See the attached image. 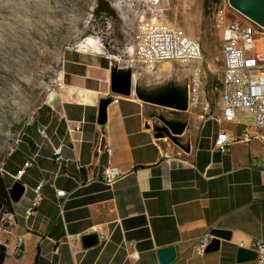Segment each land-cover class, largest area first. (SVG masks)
I'll list each match as a JSON object with an SVG mask.
<instances>
[{"label": "crops", "instance_id": "crops-1", "mask_svg": "<svg viewBox=\"0 0 264 264\" xmlns=\"http://www.w3.org/2000/svg\"><path fill=\"white\" fill-rule=\"evenodd\" d=\"M113 64L94 51L66 52L60 83L15 148L23 162L6 163V170L16 173L33 159L20 178L25 192L13 204V232L0 236L7 249L4 264H160L158 249L169 245L177 250L172 264H237L238 246L264 242L261 130L254 119L244 122L246 114L224 121L203 108L182 135L185 148L178 147L155 136L154 104L135 93L111 92ZM139 78L136 71L135 81ZM105 97L112 100L101 124L99 104ZM220 129L236 138L226 153L214 146ZM59 145L61 161L54 154ZM110 161L123 173L108 185L103 170ZM41 183L39 203L27 217ZM58 189L67 195L58 196ZM213 228L230 230L231 240L200 255L198 242ZM93 232L99 243L85 248L82 237ZM18 236L24 238L20 255ZM135 250L137 258L131 256Z\"/></svg>", "mask_w": 264, "mask_h": 264}, {"label": "rangeland", "instance_id": "rangeland-1", "mask_svg": "<svg viewBox=\"0 0 264 264\" xmlns=\"http://www.w3.org/2000/svg\"><path fill=\"white\" fill-rule=\"evenodd\" d=\"M208 1V6L205 7V0H104L110 4L113 14L97 15L98 0H77L72 3L71 10H68L69 5H66L67 13L63 23L60 21L61 17L56 20L45 17L40 35L42 45L36 54H33L37 65L29 70L23 83L14 84L18 91L10 94L5 101H0V110H7L0 116V174L11 183L6 163L13 158L17 162H23V153L18 148L15 149L16 135L25 132L29 126V118L32 115L36 117L38 107L56 86L66 52L79 50L81 46L85 47V51H92L90 43L96 41L98 46L100 45V54H111L112 57L109 58L116 64L121 62L126 65L131 57L123 55L122 52L132 42L136 25L144 12L148 18L176 26L190 36L198 38L203 44L205 60L202 83L199 86L201 98L195 107L189 105L188 110L179 112L180 117L188 119L189 125L194 123L197 114L203 112L205 99L210 102L206 115L220 117V76L223 58L220 33L214 25L213 10L217 3L224 0ZM101 39L106 42L105 48ZM159 65L151 70L147 68L148 64L135 63L134 73L139 71L140 74L137 84L154 88L174 81L177 85H187L188 93L191 92L193 76L190 69L173 63L172 68L163 71ZM153 106L156 112L162 111L166 115L173 112L171 108L156 104ZM252 120L249 115L244 117L246 123L252 124Z\"/></svg>", "mask_w": 264, "mask_h": 264}, {"label": "built area", "instance_id": "built-area-1", "mask_svg": "<svg viewBox=\"0 0 264 264\" xmlns=\"http://www.w3.org/2000/svg\"><path fill=\"white\" fill-rule=\"evenodd\" d=\"M213 20L220 33L223 58L220 76L222 87L220 118L224 121H234L238 113L252 116L255 126L262 132L261 137L264 141V26L238 12L228 0L221 1L215 6ZM101 42L105 48L104 39H101ZM99 46L96 41L90 43L92 51L97 53H101ZM122 54L131 57L126 65L119 62V65L123 66L133 67L135 63H138L156 67L163 62H172L181 68L190 69L193 79L189 105L195 107L200 101L199 86L202 83L205 57L203 44L198 38L190 36L176 26L157 23L155 18H148L144 12L136 25L132 42L124 48ZM106 56L112 57L111 54ZM115 56L117 57L118 54ZM56 83H60V76ZM209 107L210 102L205 99L204 109L208 111ZM35 122L36 117L32 115L27 124L32 125ZM23 136L24 133L21 132L16 135V142H14L16 146L23 141ZM235 139L231 132L220 129L215 137L214 146L220 152L226 153ZM108 150L111 152V149L108 148ZM54 154L58 161L63 159L62 145L55 147ZM32 162L33 159L27 160L16 173H10L12 184L20 180L26 167L31 166ZM261 165L264 167V160ZM122 173V170L110 161L103 170V181L111 185ZM41 186L42 183L37 186L38 195L25 211L27 217L34 213L39 203ZM57 195L65 196L67 192L64 189H58ZM14 222L15 216H10V212L2 207L0 236L3 231L13 232ZM212 237L209 231L200 238L198 242L200 255L206 253ZM251 248L258 253L255 264H264V242L258 241ZM23 250L24 238L18 236L15 253L20 255ZM131 256L137 258L139 252L135 250Z\"/></svg>", "mask_w": 264, "mask_h": 264}, {"label": "water", "instance_id": "water-1", "mask_svg": "<svg viewBox=\"0 0 264 264\" xmlns=\"http://www.w3.org/2000/svg\"><path fill=\"white\" fill-rule=\"evenodd\" d=\"M229 4L244 16L264 26V0H228ZM134 69L132 66L121 67L119 64H113L111 76V92L123 96H130L135 93L141 100L171 108V115L164 112H155L151 114L158 123L153 125L155 136L158 138L168 137L173 143L185 148L182 142V135L189 125L188 119L180 117L179 112L189 109V93L187 85H177L174 81H169L160 87L145 88L137 84L134 79ZM110 97L102 98L99 104L98 122L101 124L107 121V106L111 102ZM151 118L147 120L146 125L152 126ZM25 192V185L22 181L16 180L9 188V194L13 202H18ZM2 202L0 200V210ZM213 235L206 248V253L218 251L221 249V241L231 240L232 232L227 229L213 228ZM99 243V234L96 232L85 234L82 237V244L85 248ZM160 264H172L177 257V250L174 245L161 247L158 249ZM257 251L246 246H238L235 256L237 264H255Z\"/></svg>", "mask_w": 264, "mask_h": 264}, {"label": "bare ground", "instance_id": "bare-ground-1", "mask_svg": "<svg viewBox=\"0 0 264 264\" xmlns=\"http://www.w3.org/2000/svg\"><path fill=\"white\" fill-rule=\"evenodd\" d=\"M76 1L0 0V101H5L10 94L18 91L14 84L23 83L29 70L37 65L33 54L42 45L40 35L45 17L52 20L61 17L63 23L66 5L71 10L72 3ZM79 50L85 51V47L81 46ZM120 66L124 67L122 64ZM159 67L165 71L170 64L165 62ZM3 109L0 110L1 117L7 112ZM10 216L14 214L10 212Z\"/></svg>", "mask_w": 264, "mask_h": 264}, {"label": "trees", "instance_id": "trees-1", "mask_svg": "<svg viewBox=\"0 0 264 264\" xmlns=\"http://www.w3.org/2000/svg\"><path fill=\"white\" fill-rule=\"evenodd\" d=\"M208 3L209 1L205 0V7L208 6ZM103 13L106 15H112L113 9L111 8L108 2H104V0H98L96 7V14L99 15ZM0 200L2 202L3 209L14 214L13 211L14 202L12 201L9 194V184L2 174H0ZM6 252H7L6 246L0 244V264H4L7 254Z\"/></svg>", "mask_w": 264, "mask_h": 264}, {"label": "flooded vegetation", "instance_id": "flooded-vegetation-1", "mask_svg": "<svg viewBox=\"0 0 264 264\" xmlns=\"http://www.w3.org/2000/svg\"><path fill=\"white\" fill-rule=\"evenodd\" d=\"M154 114H155V112H154ZM176 146H178V147H180L179 145H177V144H175Z\"/></svg>", "mask_w": 264, "mask_h": 264}]
</instances>
